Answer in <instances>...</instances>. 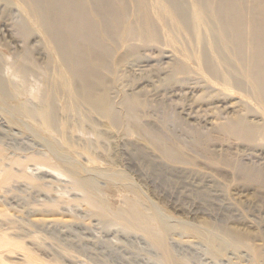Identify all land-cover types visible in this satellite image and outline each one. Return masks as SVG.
I'll list each match as a JSON object with an SVG mask.
<instances>
[{"label": "rangeland", "instance_id": "rangeland-1", "mask_svg": "<svg viewBox=\"0 0 264 264\" xmlns=\"http://www.w3.org/2000/svg\"><path fill=\"white\" fill-rule=\"evenodd\" d=\"M125 1L121 28L137 14L138 0ZM160 1L171 9L170 0ZM176 1L189 18L177 16L182 30L171 28L173 21L163 19L153 1L146 11L154 13L152 24L158 27L151 26L154 40L110 41L108 111L97 112L77 98L68 64L48 28L37 23L23 0H0V161L7 156L0 170L16 177L4 187L0 179V235L25 247L24 253L0 245V264H163L164 252L152 244L150 231L166 232L169 248L183 264H264V182L246 179L252 169L264 174V110L247 92L220 87L205 74L201 48L221 41L203 25L207 31L201 26L200 32L207 36L199 43L192 25L197 0ZM215 7L209 3L204 9ZM206 22L220 29L207 16ZM129 46L136 53L130 54ZM179 47L195 49L199 57L185 58ZM129 101L138 106L131 113ZM44 105L55 115L54 131L35 120ZM239 119L254 127L252 140L221 130ZM144 130L172 145L178 161L153 150ZM85 195L101 205L105 200L112 217L127 209L141 215L150 231L100 221ZM17 226L25 227L28 237H18L24 232ZM221 227L243 229L252 238L230 245ZM37 242L48 250H38Z\"/></svg>", "mask_w": 264, "mask_h": 264}, {"label": "bare ground", "instance_id": "bare-ground-1", "mask_svg": "<svg viewBox=\"0 0 264 264\" xmlns=\"http://www.w3.org/2000/svg\"><path fill=\"white\" fill-rule=\"evenodd\" d=\"M23 1L25 2V6L27 7L29 13H31V15H33L35 17L37 23L38 24L41 23L48 28V30L51 33L56 44L59 46L60 51L62 52V55H63L64 59L66 60V63L68 64L67 65L68 66L67 72L71 73V75L73 77L74 89H76L75 91H77L76 93L78 94V96L76 95L77 98L79 97V99L82 102H84L85 104H88L90 107L95 109V111L101 110L102 112H106V110L108 111L107 104H108L109 100L106 99V93H107L106 91L109 90L108 89L109 87L107 88V85L105 82V77H107L106 72L109 71V68H108V65H109L108 60L109 59H108L107 54H108V51H110L109 50L110 45H111V44H109L110 41L111 40L112 41L119 40V42H122L123 44H125V43H128L130 40H133V39H141V42L143 39L145 41L148 38L151 41L154 40L155 38L151 36L152 34L154 36V33L152 31L155 32V29L152 30V27H151V26L155 27V25L152 24L153 23L152 17H154V15H153L154 13L152 14L151 11L153 10V8L156 11H159V14H160V16H162L163 19L173 21L172 26H170V24H171V22H170V24H166L165 28H167L169 25L171 28H176L177 30L178 29L182 30L181 24L177 20V16L179 18H181L183 21L189 20L185 8L182 5H180L176 0H170L171 1L170 2L171 3V6H170L171 9L163 1L153 0L154 1V4L152 5L153 8H152V10L150 9V12H149L153 16L152 15L150 16L146 11L147 6L149 7V4H152L153 1L151 3H149L147 1L149 3L147 5L145 0H138L137 1V14H138V12H139V14L142 12H144V13L146 12L145 15H143L144 13L142 14V16L141 15L138 16L137 14H135V17L132 18V20H130L128 22L129 23L128 27H122V28L120 27V24L122 23L121 21L127 17V9H126V1L125 0H90L92 2L91 5H89L88 3L86 4V2H87L86 0H23ZM197 2H198L197 8L195 9V11H193V17L195 19H192L193 20V24H192L193 25V31L195 33L197 41L199 43H201L203 41V39L206 38L207 35L205 37L203 35L204 31H205V26H206V28L208 30V31L206 30L207 32L213 31L216 34H218L215 36H216V38L220 39L221 44L223 45L222 46L219 42H213L212 44H210V47L207 50H204L202 48H201V52L199 50H196L197 52L199 51L201 53V57L203 55V60L201 59V61H202V66L205 69V74L208 77L212 78L215 83L220 85V87H223V88L229 87V88H234V89H238L240 91L247 92V94L251 96V98L256 102V104L259 105L260 107H262V109L264 110V0H197ZM84 3L86 5H84ZM209 3H216V7H215V9L213 8L212 10H210L208 12L205 9H207V6ZM56 5H58V6H56ZM199 5L202 6V9L205 8L204 9L206 11L205 14L202 13V9L200 8ZM93 6L96 7L95 10L94 9L92 10ZM96 13H98L100 16ZM205 15L207 16V18L211 22L214 23L217 21L220 25V29L209 28L207 25V22H206V16ZM98 17H100V20H98ZM155 17H157V16H155ZM157 20H158V22L160 21L159 18ZM165 20H161V21L165 22ZM194 20H195V22H194ZM154 21H156V20L154 19ZM161 24L162 23L159 22V25H161ZM203 25H205V26H203ZM201 26L204 27V29L202 27V29L204 30L203 33L200 32ZM155 28H158V27H155ZM161 29H164V27ZM171 31L173 32V29L170 30V32ZM156 32H159L158 29ZM168 33H167V35H168ZM155 34H157V33H155ZM151 37L154 39H152ZM169 37H171V36H169ZM226 45L228 47H225ZM133 48L134 47L129 46L128 51L130 54L133 52L136 53L137 50H134ZM175 48H177V47H174V49ZM181 49L183 50V52H185V53H183V54H185L184 55L185 58L196 59L199 57V55H197V53L194 52L195 49L192 51L191 48L181 47L179 50H181ZM129 53H127V54H129ZM109 56H110V54H109ZM126 56H128V55H126ZM128 57H130V56H128ZM19 69L17 71H19V73L21 74L20 70L22 69V67L20 70ZM26 75H27V73L25 74V76ZM106 80H107V78H106ZM133 103H134V101H133ZM133 103H131V101L126 102V108L128 109V111L130 113L134 110V107L136 106ZM135 104H136V102H135ZM136 107L138 108V106H136ZM107 113H106V115H107ZM29 115H30V113H29ZM33 115L35 116V114H33ZM36 115H37V119H35V120H37V121L39 120V123H40L39 125L44 127L47 131H49V129H51V127H53V129H54L53 117L55 115L53 114L54 115L53 116L51 113H49V110L45 105H44V107H39V112ZM109 116L114 120L113 117L115 116V118H116L117 115L113 116L111 114ZM28 117L33 118V117H31V115ZM115 122H117V121H115ZM223 129H225V131L227 130V131L232 132L233 133L232 135L235 134V136H241L242 138H245L247 141L252 140L253 135H254V131H255L254 127L247 125V123H245V121H243V119H239V120L232 122L230 124L227 123L224 128L222 127L221 130H223ZM51 131H54V130L51 129ZM144 133L146 134V137H145L146 140L151 143L150 145H152V147H155L153 150L157 149L155 151H158L159 154L164 159L169 160V162L170 161L174 162L177 159L176 154H175L176 150H174L172 145L170 146L167 142H165L164 139L160 138L159 135L157 136L155 133L152 134V133L146 132V130H144ZM0 137L3 138L2 136H0ZM138 153H139V151H138ZM2 155H3V153H2ZM32 156H29V157H32ZM41 156H44V155L41 154ZM145 156H146V153H145ZM6 157H5V159H6ZM26 158H28V157H26ZM44 158H48V157H44ZM5 159H4V161H5ZM35 159L38 160L37 158H35ZM28 160L30 161V159H28ZM47 160H46V163H47ZM4 161H0V163H3ZM176 161H178V160H176ZM25 162H24V165L27 163V162L26 163ZM21 163H23V162H21ZM10 165H11V163H10ZM16 165H18V164H16ZM29 166H30V164H29ZM40 166H42V165H40ZM54 166H51V167H54ZM56 166H57V164H56ZM10 167H12V166H10ZM17 167H19V166H17ZM21 167H24V166H22V164H21ZM51 167H49L50 170H51ZM1 168H3V166ZM14 168H15V166H14ZM42 168H43V166H42ZM55 169L56 168H52V170H54V172H55ZM60 169H62V168H60ZM1 170H0V177H1L0 179H2L1 184H2V187H4L7 183H9V181H11V180L13 181L14 179H12L13 175H11L8 171H7V173L6 172L3 173L4 170L3 171H1ZM17 170H18V168H17ZM20 170H19V172H20ZM25 170L28 171V169H26V168H25ZM29 170H31V169H29ZM39 170L46 171V170H42V169H39ZM56 170H58V169H56ZM242 170H243V168H242ZM243 171L246 172V169H244ZM247 171H249V170H247ZM253 171H254V169H252L250 171V173H246V174H248L246 179L250 178V180H252L253 184L258 183L257 180H260V179H263V182H264V174L254 173ZM22 172H24V171H22ZM13 173H15V172H13ZM16 173H18V172H16ZM27 173L30 174V172H27ZM31 174L34 176L37 175V174L36 175L33 174V172ZM256 174H258V175H256ZM23 175H25V174H23ZM23 175H21V176H23ZM59 175H61V174L59 173ZM254 175H255V179H253ZM262 175H263V178H262ZM26 177H29V176H26ZM14 178L16 180V177H14ZM250 180H247V181L249 182ZM253 180H256L257 182L254 183ZM30 181H32V180L30 179L29 182ZM81 182L84 183L85 181H81ZM261 182L262 181L260 180L259 183H261ZM3 183L5 184L4 186H3ZM74 183L76 184V187H77V185L80 186L79 182L78 183L74 182ZM86 183H87V181H86ZM249 183H251V181ZM9 184H11V183H9ZM128 185H130V184H128ZM81 187H83V185H81ZM89 188L90 187H88V190H89ZM78 190H80V188ZM86 190H87V188H86ZM90 190H92V189L90 188ZM93 196H95V194ZM83 198H85V197H83ZM83 200L86 202V204H89V206L92 208L93 211L91 213L94 216H96L97 218H99L100 221H103L106 224L116 222L119 225L121 224V225H123L129 229L136 230L139 232H149L151 229L148 221H144L143 219L140 218V217H142L141 215L137 216V214L136 215L133 214L128 209L125 211L120 210V213H118L116 216L112 213L114 215V217H112V215L108 213L110 210H106V208H108V207H105L103 205L105 200L102 202V205L99 204L100 202L98 203L99 200L97 202L95 201L96 197H95V199H93V198L86 196V200L85 199H83ZM102 200H100V201H102ZM53 205L57 206L58 204H56V205L53 204ZM105 205H106V203H105ZM3 216H4V214H3ZM156 219H157V221H159V217H157V215H156ZM206 223H208V222H205L204 225ZM208 226H209V228H213V227H210L211 226L210 223ZM18 228L23 229V232H24V234L23 233L18 234L17 235L18 237H22V239L25 237H28L27 235H29V233L26 234L27 232L25 230V227L19 226ZM214 228H215V226H214ZM21 229H19V230L21 231ZM202 230H204V229H202ZM210 230L213 231V229H210ZM220 230L225 231V232L224 231L223 232L225 234H227V236L229 237L230 240H227V241L228 242L230 241V243H229L230 245H233L234 243H243L242 242L243 240H244V242H246L247 241L246 238H248V235H249V232L242 231L243 229L239 230V229L234 228V227H227V228L221 227ZM152 233H154V232L150 231V235H149V239L151 240L152 244L156 248H159L160 250H163V252H164V256L162 257L163 264H183L181 260H179L178 258H176L173 255L171 249L169 248L167 241H166L167 233L163 232L160 235H158V234L155 235ZM213 233L214 232H212V234ZM252 234H253V232H252ZM213 235H214L213 237H215L216 241H217L219 238H217V236H215V234H213ZM216 235H217V232H216ZM250 235H251V232H250ZM254 235H252V236L254 237ZM6 236H7V234L3 235L2 233L0 235L1 247L7 246L6 248H9L8 246H11V247L15 246V247H17V249L22 248L24 251V248H25L24 246H23L24 247L23 248L21 246V244L12 243L13 239L10 241ZM218 236H220V233L218 234ZM209 238H211V237L209 236ZM225 238H223V239H225ZM221 240L219 239V241H221ZM221 243L223 244V242H221ZM222 244H220V245H222ZM212 245H213V243H212ZM36 246H37L38 250H41V251L47 249L44 247V244H41L39 242H37ZM15 247H13L12 252H15L14 251ZM18 247H20V248H18ZM86 247L87 246H85V248ZM216 247H214V248H216ZM11 249L9 248L10 251H11ZM20 251H22V250L20 249ZM45 252H47V251H45ZM24 253H25V251H24ZM78 253L80 255H83L84 252H82V250L81 251L79 250ZM28 254L30 255V253H28ZM25 255H27V254H25ZM28 257L29 256H26V258H28ZM75 258H77V257H75ZM82 263H84V261H82Z\"/></svg>", "mask_w": 264, "mask_h": 264}]
</instances>
